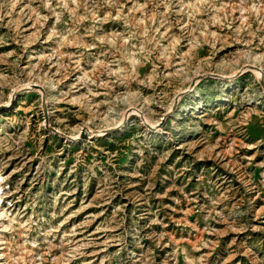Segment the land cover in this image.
I'll return each instance as SVG.
<instances>
[{
    "label": "rangeland",
    "instance_id": "rangeland-1",
    "mask_svg": "<svg viewBox=\"0 0 264 264\" xmlns=\"http://www.w3.org/2000/svg\"><path fill=\"white\" fill-rule=\"evenodd\" d=\"M0 174V264H264V0H0Z\"/></svg>",
    "mask_w": 264,
    "mask_h": 264
},
{
    "label": "bare ground",
    "instance_id": "bare-ground-1",
    "mask_svg": "<svg viewBox=\"0 0 264 264\" xmlns=\"http://www.w3.org/2000/svg\"><path fill=\"white\" fill-rule=\"evenodd\" d=\"M3 176L2 174H0V181H3ZM1 200H2V194H1V182H0V203H1Z\"/></svg>",
    "mask_w": 264,
    "mask_h": 264
},
{
    "label": "water",
    "instance_id": "water-1",
    "mask_svg": "<svg viewBox=\"0 0 264 264\" xmlns=\"http://www.w3.org/2000/svg\"><path fill=\"white\" fill-rule=\"evenodd\" d=\"M190 87H193V83L191 84ZM43 107H44V113H46V112H45V102H44V100H43ZM45 115H46V114H45ZM54 131H55L57 134H61L58 130H55V129H54Z\"/></svg>",
    "mask_w": 264,
    "mask_h": 264
}]
</instances>
